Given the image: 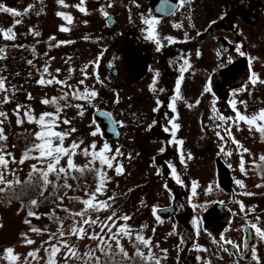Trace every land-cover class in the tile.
<instances>
[{
  "label": "rangeland",
  "instance_id": "obj_1",
  "mask_svg": "<svg viewBox=\"0 0 264 264\" xmlns=\"http://www.w3.org/2000/svg\"><path fill=\"white\" fill-rule=\"evenodd\" d=\"M108 1L109 4L104 8H110L115 13L118 20L115 30L90 36L88 30L104 25L106 16L105 10H95V6L93 10L89 8L87 0L82 5L86 8V13L72 7L73 0H64L67 7L58 0H0V5L21 13L15 16L0 12V29L13 28L15 33L14 40L5 39L0 34V49H3L0 52V57H3L0 58V77L5 78L8 89L7 92L0 93V101L5 97L9 100L8 103L0 102V112L6 113V117H0L3 121L0 128L6 137L5 140H0V150L9 160L5 171L6 180L21 181L28 176L41 174L33 171V165L46 170L47 161L29 158L23 163L19 162L29 149L40 143L35 134L41 131V126L36 122H29L25 113H30L37 119L42 113H54L58 115V120L53 130L70 133L65 136L63 146L69 148L73 142L79 145L75 155L71 156L76 167L68 169L67 156L60 160L58 167L68 169L77 177L81 167L95 165L97 170H102L105 174L104 189L102 193H96V199L107 201L110 205L106 210L94 211L83 203L100 183L97 170V179H71V184L76 186L65 199L68 210L64 213L62 210L61 216L57 218L50 217L59 211L56 206L39 208L38 214L31 220L20 200L4 201L0 205V264L7 261L3 257L8 248L14 249V254L19 255L17 264H48L49 251L53 245L59 248L55 256L56 264H99L100 255L104 253L100 251V247L105 250L119 249L117 241L109 240V237L112 233H117L121 226H126L131 231V237L119 236V244L126 252H134L133 242L140 235L150 241L148 246L138 241L142 246L140 248L157 258L160 264H264V238L258 235L248 259H241L238 254L242 250L245 224H256L264 230V160L260 159L264 156V135L256 131L255 127L250 131L249 125L244 121L233 122L236 120L237 110L248 117L264 110V87L258 85L259 81H264V17L260 9L264 8V0H261L262 4L260 0H255L256 5L253 4L250 8L257 14L253 20L250 15L242 13L243 2L237 4L238 33L244 43L239 51L249 56V62L243 64L236 75L239 88L233 90L230 97L237 102V110L226 102L217 106L210 91H205L202 98L198 94V81H189L182 87V97L186 103L181 107L180 120L186 130L180 132L173 129L172 145L176 150L165 155L169 168L161 170L163 174H168L166 184L163 182L164 178L160 177V171L151 163L150 153L159 143L147 139L145 145L141 142L143 147L140 149L124 147L118 139L105 135L103 120L96 114L97 109L106 107L119 119L121 111L117 94L118 78L107 73L103 65L102 70H94L93 67L97 66L100 59L96 58V49L91 50L88 44L91 38L112 41L111 36L116 34V28H127L123 22L127 16L121 12L123 0ZM208 2L209 0L206 7L207 18L214 12L209 8ZM58 13L70 15L71 22ZM16 20L20 23L15 24ZM59 26L60 29L66 27L70 30L60 31ZM114 41L113 47L117 45ZM246 45L248 49L244 51ZM218 66L210 48L205 66L206 89L210 85H216L218 92L225 93L228 88L222 87L216 78L215 83H212V76ZM250 72H254L257 83H252L254 77ZM191 75L188 74L186 78ZM40 79H54L64 83L41 85L38 83ZM142 83H145L144 79ZM85 90H94L98 95L91 100L77 99L73 95L76 92L83 94ZM52 98H56L57 103H42L43 100ZM242 99L246 106L239 102ZM249 99L252 104H249ZM220 100H223L222 96ZM152 104V100L146 99L141 106L150 105L151 108ZM18 105L21 106L19 116ZM220 116H224L226 120H220ZM18 119L23 122L18 123ZM64 120L70 123L65 124ZM226 129L230 130L231 135ZM94 131L97 132L95 136L91 135ZM93 144L95 149L91 147ZM104 144L110 148L106 155L115 157L112 168L102 165L91 155L92 151L100 152ZM159 148L162 149L161 140ZM84 149H88V155L84 154ZM244 149L248 151L245 152ZM8 153L11 156H7ZM29 155L38 157L39 152L32 151ZM13 158L15 162H12ZM219 161L224 162L232 173V183L223 181L218 170ZM242 162L244 171L240 167ZM121 166L122 172L117 174L116 169ZM55 174H49L50 182L45 184L46 190L51 186ZM174 180L183 183L182 190L185 186L183 192L187 194V201L192 203V212L196 218L195 245L189 246L187 252L183 248L187 231L184 224H180L182 216L176 217V211L173 215L163 217L157 211L160 206L169 202L170 194L174 192L173 187L177 191ZM237 180L242 181L243 186L237 184ZM17 184L13 183L10 187L0 184V188H15ZM227 185L230 190L226 189ZM217 201L225 202L231 208L223 215L224 222H228L226 225H222L218 219L219 222L205 217ZM176 203L179 205L178 210L182 211V202ZM81 212L84 213L83 216L76 215ZM109 216H112L111 221L107 219ZM124 216L130 219H122ZM84 219L96 220L97 223L83 224ZM101 224H108L112 232L107 228L101 231ZM79 227L85 229L83 239L71 234L73 228ZM33 228L40 231L34 232ZM61 232L64 233L63 236L60 235ZM94 233L102 236L110 247L101 245L99 240L90 239ZM28 239L35 243L27 244ZM225 241L237 243L239 250L233 252L231 244ZM46 249L49 251H45ZM69 249L76 251L78 255L72 256ZM35 250H38V254L34 259L28 253ZM89 253H93L91 258Z\"/></svg>",
  "mask_w": 264,
  "mask_h": 264
},
{
  "label": "flooded vegetation",
  "instance_id": "obj_2",
  "mask_svg": "<svg viewBox=\"0 0 264 264\" xmlns=\"http://www.w3.org/2000/svg\"><path fill=\"white\" fill-rule=\"evenodd\" d=\"M73 2L72 7L76 9L78 0ZM87 3L92 10L95 6V10H105L107 13L104 25L91 28L89 26V35L114 31L118 23L116 15L112 9L104 8L109 1L87 0ZM208 4L214 12L207 18V0H126V4L123 0L121 12L127 16L123 20L127 28H116V34L111 36L112 41L93 38L88 41L90 49H96V58L100 59L97 66L93 67L94 70H102L103 65L107 73H112L118 78L117 94L121 111L119 119L116 120L120 131L119 142L124 147L140 149L147 139L156 140L159 144L150 153L151 163L160 171V177L164 178L165 184L169 177L167 172L163 174L161 170L169 168L166 156L176 150L172 145V121L179 125L180 132L186 130L180 120L181 107L186 103L182 97V87L189 81H198V94L203 98L206 91L205 66L208 50L211 48L213 58L219 64L212 76V83H215L216 78L215 80L222 84V87L228 88V91L219 93L216 85H210V93L217 106L224 102L231 104L232 91L239 88L236 75L242 65L249 62L248 54L239 51L244 43L238 33V0H209ZM252 7L253 3L246 0L242 13L245 16L250 15L253 20L257 14L250 10ZM260 9L264 17V8ZM109 16H112V22L108 19ZM152 18L157 21L155 25L144 23L146 19ZM149 29L156 39L148 38ZM113 40L117 42L115 47ZM244 48L246 51L247 45ZM241 52L244 55H241ZM114 58L118 60L115 61ZM188 74L192 75L186 78ZM250 74L253 75L254 72ZM142 79L145 83H142ZM258 85L264 87V83L258 82ZM221 96L223 100H220ZM173 98L175 111L172 107ZM146 99L153 101L151 108L150 105L141 106ZM249 100V104H252V100ZM159 139L162 141L163 151L159 148ZM227 171L232 175L229 169ZM174 185L177 191L170 194L169 202L159 208L174 204L175 210L172 213L170 210L160 213L163 217L179 212L176 202L183 204L188 199L187 194L183 192L185 186L182 190L183 183L174 180ZM166 187L170 189L169 186ZM227 190H230V187ZM232 194L235 193L232 191ZM240 253L238 252L239 256Z\"/></svg>",
  "mask_w": 264,
  "mask_h": 264
},
{
  "label": "snow or ice",
  "instance_id": "obj_3",
  "mask_svg": "<svg viewBox=\"0 0 264 264\" xmlns=\"http://www.w3.org/2000/svg\"><path fill=\"white\" fill-rule=\"evenodd\" d=\"M58 2L60 4H62L63 6L67 7L68 5H66L64 3V0H58ZM84 4V0H81V3L79 5H76V7L79 9V11L81 12H87L86 8H84L82 5ZM0 12H4V13H11L15 16H19L21 15L20 12H18L16 9L13 8H9L6 7L4 5H0ZM58 15L62 16L65 20L69 21V23L71 22V16L66 14V13H58ZM105 16H107V13H104ZM20 21L16 20L15 24H19ZM145 24L147 25H155L157 23V21L155 20V18L152 19H146L144 21ZM14 27V26H13ZM70 29L66 28V27H62L61 31H69ZM0 34H3V37L5 39H15V33L13 31V28H9L7 30L4 29H0ZM38 35V33H36ZM149 39H156V37L153 35L152 30L149 29ZM63 43V42H61ZM0 52H3V49H0ZM241 55H244V53H240ZM3 58V57H0ZM29 63H31V61H29ZM47 69H45L46 71ZM158 75V74H157ZM253 79H252V83L255 84L257 83V78H255V74H253ZM260 83H264V81H259ZM39 84L41 85H45V84H53V83H64L63 81H58V80H44V79H40L38 81ZM81 84L83 83V81L80 82ZM8 89L6 87L5 84V78L4 77H0V93H4L7 92ZM206 91H211L210 88L206 89ZM177 94H179V84H177ZM73 95L77 98V99H84V100H91L92 98L96 97L98 95V93L96 91H87L85 90V92L83 94L81 93H73ZM66 98V97H65ZM2 103H8L9 100L7 97L4 98L3 101H0ZM42 103L44 104H55L57 103L56 98H52L51 100L49 99H45L42 101ZM231 106L234 110H237V102L235 100L231 101ZM240 103L245 104L246 106V102L244 101H240ZM21 106L18 105L17 106V116H19V108ZM77 107H80L79 105H77ZM173 110L175 111V98H173V104H172ZM59 111V109H58ZM83 113L81 112V115ZM25 115L27 116L29 122H36L41 126V131L37 132L36 138L40 141V143L34 145L33 149H29L28 152H26L23 156V159H21L19 162L23 163L25 160L29 159V158H35V159H39L40 161L44 162L47 161V168L46 170L44 169H38L36 167V165L32 166V169L34 172H39L42 175L43 181L45 184L49 183L50 181L48 180V176L50 173H56L57 176H59L60 173H67L68 169L71 168H75L76 166L73 163V160L71 159V156L75 155V150L79 147L78 144H76L75 142H73V144L69 147V148H65L63 146V141L66 135H69L70 133H62V132H57L54 131L53 129L57 126L56 121L58 120V115L54 114V113H42L39 118L37 119L36 117L32 116L30 113H25ZM0 117H6V113L4 112H0ZM220 120H226V118L224 116H220L219 117ZM231 119V118H228ZM239 121H244L249 125V130L251 131L253 127H255L256 131L260 132L262 135H264V110H261L259 112L258 115H254L252 117H248L246 115H243L239 112V110H237V116H236V120L233 121L234 123H237ZM259 121V123H258ZM18 123H22L23 121L19 120L17 121ZM3 121L0 120V124H2ZM63 123L68 124L70 123V121L68 120H64ZM179 125L173 123L172 124V128L173 129H178ZM166 131L168 129H165ZM71 131H75V129H71ZM226 131L229 132V135H231L230 130L226 129ZM91 135L95 136L97 135V132H92ZM223 139V137H221ZM6 137L3 135V129L0 128V140H5ZM54 141H58V143H54ZM180 143L182 144L183 142L180 141ZM236 143H239L238 141ZM93 149H95V144H93L91 146ZM32 151H38L39 152V156L38 157H30L29 153H31ZM110 151V148L107 144L103 145V148L100 152H96V151H92L91 155L94 159H98L100 161V163L102 165H106L108 168H112L113 167V163L112 160L115 159V157H109L106 155V153H108ZM161 151H163V149H161ZM245 152L248 151V149H244ZM84 154L88 155V149H84ZM231 153H229L230 155ZM7 156H11V153H8ZM69 157L68 161H67V165H68V169L64 168V167H58V165L60 164V160L63 157ZM261 160H264V156H262L260 158ZM15 162V159L13 158V161ZM94 162V161H93ZM8 164H9V160L6 158V155L2 153V150H0V184L5 185L6 187H10L13 183H20V181L17 179L16 181H10V180H6L5 177V171L8 168ZM241 171H244V166H243V162L241 163ZM79 171L83 172L84 169L80 168L78 169ZM98 171V175L100 176V183L97 186L95 192L90 196L89 199L84 200L83 203L87 206V208L92 209L94 211H100L101 209H108L110 207V205L107 203V201H97L96 199V193H102L103 189H104V184H105V180H104V173L102 170H97ZM117 174H121L122 172V166L118 167L116 169ZM14 174V173H13ZM175 174V173H173ZM237 184H240L241 186H243V182L240 180L236 181ZM66 187H71V185H65ZM259 186V185H258ZM5 191V188H0V192ZM193 191H195V186L193 188ZM33 205H35L37 203V201L33 200L31 202ZM243 208V206H241ZM30 216L35 215L34 212H29ZM76 215L79 216H83L84 213H76ZM113 215H115V213H113ZM108 220H112V216L107 217ZM122 219L124 220H128L130 219V217L128 216H124L122 217ZM26 223H29V221H25ZM83 224H91V225H95L97 223L96 220H92V219H84L82 221ZM250 227L252 229L255 230V234L260 236L261 238H264V230H262L261 228H259L256 224H251ZM104 228H107L108 231L111 233L112 229L111 227H109L108 224H101V231H103ZM32 231L34 232H39L40 229H36L33 228ZM72 235H78L81 239L84 238V234H85V229L83 227H79V228H73L72 229ZM61 236L64 235L63 232L60 233ZM120 235H124V236H129L131 237V231L130 229H128L126 226H121L118 229L117 233H112L111 236L109 237V240H116L117 241V246L120 250L121 253H123L125 256H127V253L125 252L124 248L122 246H120L119 244V236ZM90 239H96L99 240L101 245H107V247H110V244H107V242L104 240V238L102 236H100L99 234L94 233L93 235H91L89 237ZM136 240L139 241L140 243L144 244L145 246H148L150 244V241L145 239L144 237L137 235L136 236ZM27 244H34L35 241L33 240H26ZM225 243H233L232 241H225ZM45 251H49L48 249H46ZM100 251L104 252L105 248L104 247H100ZM59 252V248H57L56 246H51V250L49 251V259H48V264H56V260H55V256L56 254ZM69 253L72 256H77V252L69 249ZM37 254H38V250H35L33 252L28 253L29 256L33 257L34 259L37 258ZM89 257L91 258V256L93 255V253H89L88 254ZM137 255H140L142 258L144 257V254L142 252H137ZM5 260L8 261V264H17V261L19 260V255L18 254H14V249L12 248H8L5 250V256L3 257ZM97 261H99V258H96ZM145 259L147 260H154L155 264H160L159 260L156 259L154 256H148Z\"/></svg>",
  "mask_w": 264,
  "mask_h": 264
},
{
  "label": "trees",
  "instance_id": "obj_4",
  "mask_svg": "<svg viewBox=\"0 0 264 264\" xmlns=\"http://www.w3.org/2000/svg\"><path fill=\"white\" fill-rule=\"evenodd\" d=\"M252 2L254 5H256L255 0H252ZM240 3L246 5V0H238V4ZM81 168H83L84 171H80L78 177L77 175H73L69 170H67L66 174L60 173L59 176L55 174L51 186L48 190H46L45 183L41 174L28 176L27 178L21 180L15 188L5 189V191H3V194L0 192V205L2 203H5L4 201L7 200H10V202L13 200H20L22 205L27 209L28 215L29 212H34L35 215H37L39 208H52V206H56L59 211H56L53 216L50 217L57 218L61 216L62 210L63 213L68 210V206L65 205V199L66 197L70 196L69 191L76 186L71 184L72 178L78 180V178L88 179L95 177V179H97V167L95 165L85 166ZM65 185H71V187L69 188ZM173 191H176L174 187ZM33 200L37 201L35 205L31 203ZM192 206V203L184 201L183 205L181 206L183 207L182 209L184 212L179 211L175 214L176 217H178V215L182 216L183 220L182 222H180V224H184V227L187 231V240L185 239L183 241V248L186 252L189 246L195 245L196 240L197 226L194 212H192ZM35 215H29V218L33 220ZM133 245L135 246L134 252L128 253L125 251L127 253V256L121 253L119 249H106L103 255H100L101 260L99 264H155L154 260L145 259L146 257L153 255L141 249L140 247L142 246L138 243V241H134ZM137 252H142L145 258L137 255ZM2 264H8V261L3 262Z\"/></svg>",
  "mask_w": 264,
  "mask_h": 264
},
{
  "label": "water",
  "instance_id": "obj_5",
  "mask_svg": "<svg viewBox=\"0 0 264 264\" xmlns=\"http://www.w3.org/2000/svg\"><path fill=\"white\" fill-rule=\"evenodd\" d=\"M109 20L112 19V16H109L108 18ZM112 22V20H111ZM116 71H114L115 73L117 72V69L115 68ZM96 114L97 116H99L100 118L103 119V122L105 124L106 127V133H112V136L114 138H119L120 137V131H119V127L117 125V121L112 113L111 110H109L108 108H99L96 110ZM218 170L220 172V174L222 175L223 181L226 182L228 180V182H232V175L229 174L228 178H227V169H226V164L221 161H219L218 163ZM226 189H229L228 187H226ZM174 212L175 210V205H171L169 207H165V208H160L158 211L159 212H168V211ZM222 211V213L219 214V211ZM230 207L225 203V202H216L214 207L207 212L206 217L207 218H217L220 220L221 224H224L226 222H224L223 220V215L225 211H230ZM251 224H246L243 228L244 231V244H243V251L241 253V257L246 259L250 256L251 254V249L252 246L255 244V230L252 229L250 227ZM230 247L233 250H237L239 247L236 243H232L230 245ZM229 264H236V263H229Z\"/></svg>",
  "mask_w": 264,
  "mask_h": 264
}]
</instances>
